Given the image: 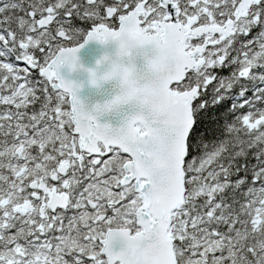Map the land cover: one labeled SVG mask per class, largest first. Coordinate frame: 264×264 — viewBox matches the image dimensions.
<instances>
[{
  "label": "snow or ice",
  "instance_id": "1",
  "mask_svg": "<svg viewBox=\"0 0 264 264\" xmlns=\"http://www.w3.org/2000/svg\"><path fill=\"white\" fill-rule=\"evenodd\" d=\"M0 264H264V0H0Z\"/></svg>",
  "mask_w": 264,
  "mask_h": 264
},
{
  "label": "water",
  "instance_id": "2",
  "mask_svg": "<svg viewBox=\"0 0 264 264\" xmlns=\"http://www.w3.org/2000/svg\"><path fill=\"white\" fill-rule=\"evenodd\" d=\"M115 45L109 44L107 46L101 45L95 41L89 42L79 53L78 59L79 63L83 66L84 69L96 67V61L104 55L106 52H114ZM61 75L66 79L73 80L76 82L84 83V88L80 92V98L84 101L87 106H91L96 102H100L104 99H107V92L111 89L112 85H105L104 90L98 92L95 89H92L87 84V72L80 71L76 73H70L67 67H63L61 70ZM105 122L104 120L101 121Z\"/></svg>",
  "mask_w": 264,
  "mask_h": 264
},
{
  "label": "trees",
  "instance_id": "3",
  "mask_svg": "<svg viewBox=\"0 0 264 264\" xmlns=\"http://www.w3.org/2000/svg\"><path fill=\"white\" fill-rule=\"evenodd\" d=\"M256 163H257V161L250 155L249 158H248L249 166L255 165ZM241 175H243V173H241Z\"/></svg>",
  "mask_w": 264,
  "mask_h": 264
},
{
  "label": "clouds",
  "instance_id": "4",
  "mask_svg": "<svg viewBox=\"0 0 264 264\" xmlns=\"http://www.w3.org/2000/svg\"><path fill=\"white\" fill-rule=\"evenodd\" d=\"M69 72L72 73V70L70 69Z\"/></svg>",
  "mask_w": 264,
  "mask_h": 264
}]
</instances>
